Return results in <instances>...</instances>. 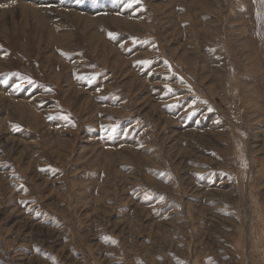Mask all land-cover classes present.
<instances>
[{
    "label": "rangeland",
    "instance_id": "obj_1",
    "mask_svg": "<svg viewBox=\"0 0 264 264\" xmlns=\"http://www.w3.org/2000/svg\"><path fill=\"white\" fill-rule=\"evenodd\" d=\"M128 3L0 0V264H264V0Z\"/></svg>",
    "mask_w": 264,
    "mask_h": 264
},
{
    "label": "snow or ice",
    "instance_id": "obj_2",
    "mask_svg": "<svg viewBox=\"0 0 264 264\" xmlns=\"http://www.w3.org/2000/svg\"><path fill=\"white\" fill-rule=\"evenodd\" d=\"M138 2H139V0H131V3H128L125 6L130 8L132 6V3H138ZM109 35H110V37L112 36V34H109ZM132 39L134 42H138L135 37H133ZM29 82H31V81H29ZM165 88H167L169 92L172 91V89L168 85H165Z\"/></svg>",
    "mask_w": 264,
    "mask_h": 264
},
{
    "label": "bare ground",
    "instance_id": "obj_3",
    "mask_svg": "<svg viewBox=\"0 0 264 264\" xmlns=\"http://www.w3.org/2000/svg\"><path fill=\"white\" fill-rule=\"evenodd\" d=\"M28 2V1H27ZM19 8H21V9H23L24 11H25V9H29L28 8V5L26 6V5H20V7ZM5 17H4V15H0V22H3V23H5V19H4ZM1 25H5V24H1ZM19 107V106H18ZM19 109H20V107H19ZM20 111V110H19ZM6 141V140H5Z\"/></svg>",
    "mask_w": 264,
    "mask_h": 264
}]
</instances>
